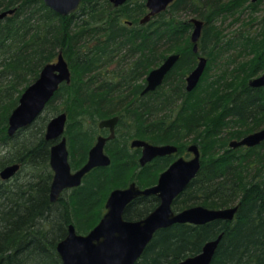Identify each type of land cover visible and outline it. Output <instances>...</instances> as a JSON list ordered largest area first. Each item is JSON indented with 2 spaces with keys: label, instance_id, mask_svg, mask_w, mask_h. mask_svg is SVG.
<instances>
[{
  "label": "trees",
  "instance_id": "16d2710c",
  "mask_svg": "<svg viewBox=\"0 0 264 264\" xmlns=\"http://www.w3.org/2000/svg\"><path fill=\"white\" fill-rule=\"evenodd\" d=\"M146 1L115 6L111 0H82L76 11L61 15L44 0H0V13L15 9L0 19V171L21 164L11 179L0 176V264H63L57 245L70 223L88 233L105 213L115 187L133 180L141 187L156 184L175 155L142 166L140 149L130 146L137 138L171 143L179 151L195 143L202 151L201 169L175 199V210L237 204L239 210L232 221L176 223L158 230L135 264H177L220 233L211 264H264V141L254 147L229 145L264 126V87L249 84L264 70V31L259 37L238 30L239 55L250 57L217 79L209 78L221 53L233 47L218 22L256 12L262 0L248 6L247 0H175L141 23L148 13ZM192 17L205 21L197 53L191 41ZM255 23L252 17L245 27ZM60 52L71 68L70 83H62L47 103L44 110L51 114L43 111L10 136L9 118L21 94ZM173 53L180 58L163 83L143 93L148 73ZM199 55L209 62L198 85L188 91L185 80ZM61 112L68 114L64 134L74 169L87 161L103 134L100 121L113 116L119 120L115 137L106 145L112 163L93 168L81 185L53 202L54 141L46 138V128ZM158 204L156 195L138 197L124 217L141 219Z\"/></svg>",
  "mask_w": 264,
  "mask_h": 264
},
{
  "label": "water",
  "instance_id": "95a60500",
  "mask_svg": "<svg viewBox=\"0 0 264 264\" xmlns=\"http://www.w3.org/2000/svg\"><path fill=\"white\" fill-rule=\"evenodd\" d=\"M82 0H44L46 5L61 15L76 11ZM115 6L127 0H111ZM174 0H147L149 12L141 19L146 23L158 13L165 11ZM256 1V0H254ZM14 8L0 13V19L13 13ZM192 40L194 49H198V40L202 34L204 21L193 18ZM180 54H170L161 65L153 68L147 75V84L143 93L157 89L166 75L177 63ZM207 60L201 57L198 65L187 76V89L193 90L199 83ZM71 81V70L62 52L57 61L47 63L38 78L21 94L19 104L9 118L8 133L13 136L19 129L32 124L44 111L47 103L59 89L61 83ZM254 87H264V72L249 81ZM68 119L67 112L53 116L46 128V138L54 141L51 147L50 164L54 172L50 198L56 202L65 189L82 184L84 176L95 167L109 166L111 156L105 151L108 140L114 138L119 117L113 116L100 121V128H110V134L98 136L89 151L87 161L74 169L70 162L67 136L64 134ZM264 140V127L241 139L232 140L234 148L256 146ZM132 147H141V165L151 162L158 156L172 154L178 150L174 144H154L144 139H134ZM189 150L194 153L190 159L181 156L173 161L159 176L156 184L141 187L135 181L126 187L114 188L106 201V211L100 221L88 232H78L70 223L67 235L58 242L57 251L63 264H135L142 256L155 233L176 223L206 224L216 219L232 221L239 210V204L231 207L211 208L195 205L175 210V199L189 186L201 169V153L198 145L192 144ZM20 164L5 166L0 171L4 180H9L20 170ZM156 195L159 204L145 217L130 220L124 217L127 206L136 198ZM223 233L207 241L202 250L180 260L177 264H211L218 249Z\"/></svg>",
  "mask_w": 264,
  "mask_h": 264
},
{
  "label": "rangeland",
  "instance_id": "374dc122",
  "mask_svg": "<svg viewBox=\"0 0 264 264\" xmlns=\"http://www.w3.org/2000/svg\"><path fill=\"white\" fill-rule=\"evenodd\" d=\"M250 3H251V0H247L244 3V5L248 6ZM236 17H238V16L229 15V16H226V19H224L223 21L218 22V24L222 25V27L224 28L223 32L231 37V40H232L231 45L233 47H231L230 50H228L227 52L221 53V55L218 57V59L216 60V64L214 65V67L210 71V74H209L210 80L217 79L218 75H220L223 70L230 71V70L235 69L237 66H239V64L242 61L245 62L250 57V56L245 57V55L243 53H240V55H239V51H240V49H242V47L239 45L241 40L238 39V37H239L238 32L240 31V29H242L244 32H249L252 35L257 34V36H259V37L262 36L261 32L264 31V20H263V18H264V0H262V2L259 3V7H258V10L256 12H254V11L252 12V9H251L250 11L248 10L246 12L244 11L243 13H241L239 20H235ZM252 17H254V20L256 23L253 24L252 26L247 25L245 27V24H247V22H249ZM263 72H264V70L259 71L258 74H256L253 78L260 76ZM253 78H251V79H253ZM46 111L47 110H44V112L42 114H46ZM47 113L51 114L50 111H47ZM190 144H192V143L186 144V146L183 147L184 148L183 151H179V149H178L179 152H177V155H175V157H177L178 155H184V156H187V158L191 157L192 154L190 153L191 151L189 150V147H188V145H190ZM200 152L202 154V151H200ZM203 158H204V161L207 159V156L205 157V152L203 154ZM201 159H202V156H201ZM132 182H134V180ZM115 188H117V187H115Z\"/></svg>",
  "mask_w": 264,
  "mask_h": 264
},
{
  "label": "flooded vegetation",
  "instance_id": "af4514ba",
  "mask_svg": "<svg viewBox=\"0 0 264 264\" xmlns=\"http://www.w3.org/2000/svg\"><path fill=\"white\" fill-rule=\"evenodd\" d=\"M146 5H147V1H146ZM169 7V6H168ZM147 8H148V6H147ZM168 9V8H167ZM148 12H149V8H148ZM163 12V11H162ZM161 13V12H160ZM159 14V13H158ZM157 14V15H158ZM156 16V15H155ZM154 17V16H153ZM143 18V17H142ZM141 18V19H142ZM193 18H197V17H192L191 19H190V21H191V23H192V25H193V30H194V22L192 21V19ZM152 19V18H151ZM197 19H199V18H197ZM200 20H203V19H200ZM204 21V20H203ZM204 26H205V21H204ZM204 26H203V28H204ZM193 30H192V32H193ZM202 32H203V29H202ZM201 36H202V34H201ZM201 36H200V38H201ZM200 38H199V40H198V49H197V51L194 49V47H195V42H193V40H192V33H191V41H192V43H193V50H194V52H199V41H200ZM178 54H180V53H178ZM201 57H205L206 58V60H207V63H206V67H207V65H208V62H209V59H208V57H206L205 55H199V59H198V63H199V61H200V59H201ZM180 58V57H179ZM179 60V59H178ZM198 63H197V65H198ZM206 69V68H205ZM190 73H188V75H189ZM187 75V76H188ZM185 82H186V89H187V78H186V80H185ZM188 90V89H187ZM194 90V89H193ZM188 91H192V90H188ZM118 124V123H117ZM117 126V125H116ZM264 127V126H263ZM263 127H261L260 129H262ZM102 130H103V134H100V135H105V136H107V135H109L110 134V128L109 127H106V128H101ZM260 129H257V130H255V131H258V130H260ZM115 130H116V128H115ZM255 131H252V132H250V133H253V132H255ZM250 133H248V134H250ZM115 134H116V132H115ZM248 134H246V135H248ZM99 135V136H100ZM246 135H244L243 137H245ZM115 137V136H114ZM243 137H241V138H243ZM98 138V137H97ZM241 138H239V139H241ZM113 139V138H112ZM238 139V140H239ZM111 140V139H110ZM110 140H108V141H110ZM107 141V142H108ZM264 141V140H263ZM262 141V142H263ZM150 142V141H149ZM261 142V143H262ZM67 143H68V140H67ZM260 143V144H261ZM169 144H171V143H169ZM192 144H195V143H192ZM192 144H190V145H188V147L189 146H191ZM106 145H107V143H106ZM197 145V144H196ZM259 145V144H258ZM177 146V145H176ZM244 146H246V145H244ZM69 147V146H68ZM246 147H254V146H246ZM132 148H138V149H140V157H141V154H142V148L141 147H132ZM179 149V148H178ZM200 149V148H199ZM105 151H106V146H105ZM107 152V151H106ZM177 152H178V150L176 151V152H174V153H172V154H166V155H177ZM108 153V152H107ZM191 154H192V156L191 157H189V158H187V156H184V155H178L177 157H175V159L173 160V161H175L177 158H179V157H181V156H183V157H185L186 159H190V158H192L193 156H194V153L191 151L190 152ZM201 153V152H200ZM109 154V153H108ZM166 155H163V156H166ZM140 157H139V162H140ZM158 157H161V156H158ZM158 157H156V158H158ZM156 158H154L152 161H154ZM151 161V162H152ZM112 163V162H111ZM148 163H150V162H148ZM147 163V164H148ZM141 164V163H140ZM147 164H145V165H147ZM201 164H202V159H201ZM145 165H142V166H145ZM90 172V171H89ZM83 182V181H82ZM72 188H75V187H72ZM72 188H68V189H72ZM68 189H65V190H68ZM64 190V191H65ZM63 191V192H64ZM62 195V194H61Z\"/></svg>",
  "mask_w": 264,
  "mask_h": 264
},
{
  "label": "bare ground",
  "instance_id": "6f19581e",
  "mask_svg": "<svg viewBox=\"0 0 264 264\" xmlns=\"http://www.w3.org/2000/svg\"><path fill=\"white\" fill-rule=\"evenodd\" d=\"M174 1H175V0H174ZM174 1H173V2H174ZM251 1H252V2H257V1H259V0H256V1L251 0ZM57 58H58V57H57ZM64 58H65V57H64ZM65 59H66V58H65ZM55 61H57V59H56ZM55 61H53V62H55ZM66 61H67V60H66ZM67 62H68V61H67ZM161 64H162V63H161ZM161 64H160V65H161ZM68 65H69V63H68ZM158 66H159V65H158ZM158 66H156V67H158ZM69 67H70V65H69ZM154 68H155V67H154ZM70 70H71V68H70ZM71 78H72V72H71ZM63 83H67V82L64 81ZM69 83H70V82H69ZM61 84H62V83H61ZM232 140H235V139H232ZM232 140H231V141H232ZM231 141H229V145H230ZM230 147H232V146L230 145ZM12 164H15V163H12ZM19 164H20V163H19ZM9 165H11V164H9ZM7 166H8V165H7ZM20 166H21V164H20ZM20 168H21V167H20ZM2 169H3V168H2ZM2 169H1V170H2ZM233 206H234V205H233ZM230 207H231V206H230Z\"/></svg>",
  "mask_w": 264,
  "mask_h": 264
}]
</instances>
